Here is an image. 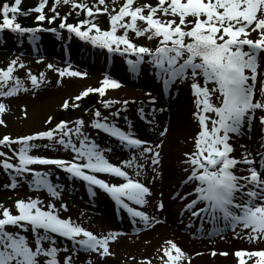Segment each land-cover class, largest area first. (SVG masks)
Returning <instances> with one entry per match:
<instances>
[{"label": "snow or ice", "instance_id": "6c2138e0", "mask_svg": "<svg viewBox=\"0 0 264 264\" xmlns=\"http://www.w3.org/2000/svg\"><path fill=\"white\" fill-rule=\"evenodd\" d=\"M21 2L22 0H14L13 4L4 3L0 7V31L10 30L20 36L30 33L31 39H38L36 33L43 29L26 28L15 22ZM46 2L47 0H40L38 6L31 11L38 14L36 21L47 19L51 24L56 15L45 16L43 9ZM60 2L61 0H54L51 9L54 13ZM62 2L70 5L73 10H83L86 17L92 19L73 25L65 23V17L59 27L95 47L106 49L108 53L135 56L134 60H127L130 71H136L146 61L163 78L164 85L191 79L190 88L196 106L193 115L198 119L200 130L193 137L195 151L184 154L186 159L183 162L189 165L185 169L189 175L184 183L198 181V184L194 188L195 198L186 205V209L192 210V216L202 220L206 216L214 225L223 222L225 228L230 227L234 232L238 227L250 230L246 233L250 240H264V154L258 151L256 157L259 159L256 160L251 152L245 150L242 158L237 160L230 155L234 149L229 143L230 134L239 135L242 128L251 126L256 110L264 113V80L259 81L261 99L255 98L259 58L264 54V0H157L155 5H137L136 0H124L118 11L114 7L110 11L106 0H98L93 6L77 0ZM115 2L113 0V4ZM9 13L12 15L9 16ZM99 14L109 15V30H101L93 22ZM138 21L143 22L146 27H139ZM118 29H123V34L117 35ZM129 31L136 37L155 39V48L134 44L129 39ZM253 32L257 33L258 38H250ZM18 64L23 67L18 59H13L6 70H0V96H11L21 88V81L16 79L14 87L6 92L2 90L12 79L14 68ZM66 74L84 75L67 68L59 72L61 77ZM198 78H202V85ZM30 79L32 85L38 87L37 77L30 76ZM117 87L118 82L106 76L100 88L86 89L75 99L80 100L82 96L94 91L103 96L107 88ZM214 96L218 104L213 103ZM110 104L111 102H105L104 106L107 108ZM62 107L67 109L69 102L65 101ZM3 111L4 105L0 104V113ZM208 113L214 114V117L206 115ZM94 115L96 119L92 121L91 128L103 131L128 149L137 150L138 155L133 153L130 159L121 161L124 168L134 169L135 176L139 177L144 174L149 162L152 166L159 164V153L154 152L147 141L134 138L130 131H122L115 121H109L106 116L101 117L99 110ZM111 115L118 118L120 112L117 110ZM50 122L51 117L46 123ZM259 122L264 128V114L260 115ZM2 123L0 120V124ZM68 124V121H61L48 131L15 140L7 135L0 139V146L8 148L18 160L16 164L10 163L9 160L13 157L0 151V157L3 158L0 166L5 171L11 170V184L5 187L14 189L18 183L16 177L31 174L36 191L43 188L52 198H58L59 193L48 180L49 173L35 171L30 167L54 165L71 177L81 179L90 186H97L130 215L139 217L147 224L149 217L143 211L130 207L125 200L142 206L145 197L150 195L149 188L130 177L121 166L108 162L100 146L82 131L83 120H77L74 128L68 127ZM165 132L166 129L160 135L163 136ZM73 136L78 141V146ZM38 139L51 142L43 145L46 149H55L59 145L62 149L70 150L71 159L30 155V149L39 147L30 142ZM14 143L21 145L18 152L11 147ZM155 147L159 148L160 145L156 144ZM261 149H264V143L261 144ZM257 163L259 168L254 167ZM238 164L247 166V175L235 174L233 170ZM152 171L155 173L156 169L153 168ZM95 173L122 178L124 182L110 184L99 179ZM200 203L204 206L198 208ZM14 206L17 214L6 207L0 210V264H39L40 256L49 258L45 264H58L56 254L59 250L54 246L56 241L51 234L73 241L72 254L64 257L63 264H73L76 245L85 251L96 252L103 258L109 254V240L116 237V233L111 232L97 237L73 224L70 218H61L55 204L51 202L46 205V210L39 199L32 198L27 202L17 200ZM162 206L158 205V210ZM60 208L67 210V205L61 203ZM9 227L13 230L10 231ZM27 232L32 234L31 242L22 234ZM44 242L51 246L45 248ZM167 244L170 246L163 249V264H178L185 254L175 243L169 241ZM219 254L228 255L226 252ZM211 255L215 256L217 253L213 251ZM234 255L239 258V264H246L243 259L245 256L249 259L258 258L254 264H264V250H239ZM164 257L167 259L164 260Z\"/></svg>", "mask_w": 264, "mask_h": 264}, {"label": "rangeland", "instance_id": "374dc122", "mask_svg": "<svg viewBox=\"0 0 264 264\" xmlns=\"http://www.w3.org/2000/svg\"><path fill=\"white\" fill-rule=\"evenodd\" d=\"M77 2H82L87 4L88 6H93L94 4L98 3V0H77ZM123 0H116L115 4H113V0H106L107 7L111 11L113 7L118 10L120 5L123 3ZM40 2H33L30 4L29 11L25 13H20L19 18L24 19L28 16H33L37 14L34 11H31V9H34L36 6H38ZM152 4L155 5L157 3V0H136L137 5H143V4ZM103 7V6H101ZM44 14H48L47 17H50L51 14H61L62 18H74L77 17L76 14H80L84 12L83 10H73L70 5H65L62 0L61 2L56 6V12L50 11L47 13L46 10L43 9ZM87 19H92L88 18ZM128 19V18H125ZM94 23L101 29L106 30L107 27H110L109 24V15L108 14H99L96 15L94 20ZM139 27H146V25L143 24V22L138 21ZM52 28L48 27L46 30H42L36 33V36L38 39H31L30 36H25L24 43L20 47L15 46V34L13 32H10L8 30L0 31V70H6L10 61L13 59H18L19 63L23 64V67H20L19 64L15 66L14 72L12 74V79L7 82L6 85L3 87V91H8L9 88L15 86V80L19 79L21 81V88L13 95L11 96H0V104L4 105V111L0 113V120L3 121L2 124H0V139H2L4 136H9L13 140L19 137H25L29 135H34L39 132L48 131L51 129H54L57 125L58 119L62 114L60 112L62 109H64L62 106L65 101L69 102V107H74L73 105H78L79 100H76L75 97L81 96V94L89 88H94L98 86V81L100 83V76H99V70L106 71V75L104 77H108L111 80H115L118 82L119 87L117 88H107L105 90L106 93V99L110 100L115 104V108L111 109L107 113L101 115V117H109V121L116 120V117H113L111 113L116 112L119 110V112H123L126 108V105L124 104V101L121 100L119 97V91L123 88H129L130 86L126 84V81L128 78V72L122 68V64H127V60L135 59V56L127 55V57L120 58L122 60V63L120 61H114V69L108 70L105 66L106 63H104V59L110 57L113 53H108L106 49L102 48H94L91 43L82 41L78 37L73 34L74 39H71L70 34H67L66 32L58 31L54 32L51 30ZM123 34V29H119L117 31V35ZM60 35V37H59ZM129 39L136 45H143L147 46L149 48H155L157 41L155 39L148 40L146 36L136 37L134 33L129 31ZM77 38V40L75 39ZM253 39L258 38L257 33L253 32L251 33V37ZM69 39V41H67ZM36 41H39V43ZM49 43V46L47 48H43V43L47 42ZM65 45V46H63ZM62 51H69L70 55L64 56ZM91 51L94 54L96 61H101L102 64H98L95 61H88L87 59L84 60L82 57L86 54V52ZM82 53V54H80ZM82 55V56H81ZM86 57V56H85ZM51 65L52 67L49 68L48 66ZM100 65V66H98ZM145 67V68H144ZM69 69L70 71L79 72L84 75L81 76H68L67 74L63 77L59 75L60 71H63L64 69ZM141 72L138 73V76L142 77V79H148L149 75L146 71H152V74L156 72L154 67L144 62V65H141L139 69H141ZM135 74V73H134ZM157 74V72H156ZM103 75V74H102ZM129 75L131 76V72H129ZM137 75V74H136ZM30 76H36L38 80V87H34L31 83ZM94 78L95 80L92 83L87 82V79ZM144 79V80H145ZM264 80V54H261L259 58L258 63V78H257V91L255 93L256 99H261L260 93L258 91L259 89V81ZM191 79L187 81H179L175 84L173 88V92L175 91H182L185 92L184 95L186 97H192L194 96L191 93ZM198 82L203 84L202 78H198ZM100 87L102 84L100 83ZM153 89H152V88ZM209 87H212V85H209ZM160 91L159 87L157 85H144L140 89L133 91L138 96L139 102H156L159 98ZM154 93V94H153ZM190 95V96H189ZM190 99V98H189ZM159 103V102H158ZM213 103H217L218 101L215 100V96L213 97ZM156 104V103H154ZM76 107V106H75ZM60 114V115H59ZM264 113L261 112V110H256L254 119L251 123V126H245L242 128L241 133L239 135L230 134L231 135V142L232 147L235 146L234 152L235 156L237 155V152L241 151L242 153L245 152V146L254 145V147L257 145L258 149H261V144L264 143V138L260 137L259 135H255L256 139L253 140L252 144H250V141H246L243 134L247 132V130L256 131L258 133H261L260 135H263V132H261V126L259 122V117ZM206 115L213 116L214 114L208 113ZM49 117H51V122L46 123L48 121ZM95 115H90L85 112H83L81 109H78L73 112L71 116L66 117L64 121H68V127L74 128L75 122L77 120H83L84 126L82 128V131L88 135L90 138H93V128H91V123L93 120H95ZM123 126V125H122ZM209 126L211 127V124L209 122ZM151 129V128H150ZM152 134L154 137H151L150 134L147 131H142L139 135L145 134L144 137H140L139 139L142 140H152L156 143V137L159 134L156 129L153 131ZM133 133V132H132ZM135 135L134 137L138 138L139 135ZM242 136V137H241ZM58 138V137H57ZM74 142L77 143L75 136L72 137ZM257 141H261V143H257ZM31 144L39 145V147L32 148L29 151L30 155H37L41 157H47V158H65V159H71L72 153L70 150L62 149L59 145H56L55 149H46L43 147L44 144L51 143L47 139L43 140H36L30 142ZM244 143V144H243ZM243 146V147H241ZM13 149H16L17 152L21 145L19 143H14L11 146ZM104 150V148H101ZM0 151L6 152L9 157H13V153L3 146H0ZM54 151V152H53ZM133 153L135 152L138 155L137 150L130 149ZM195 151V149L193 150ZM258 152V151H257ZM256 152V153H257ZM263 154V151H261ZM231 155V154H230ZM235 157L234 155H232ZM253 158L258 160L259 158L256 157V154L252 153ZM3 158L0 157V160ZM240 160V159H239ZM10 163L16 164L18 163V160L13 157L11 160H9ZM159 165V164H158ZM31 166H37V165H31ZM30 166V167H31ZM53 166V165H52ZM254 167L259 168V164H255ZM183 168V167H182ZM246 165L238 164L236 168L233 170L235 174L237 175H247L246 173ZM2 166H0V173H2ZM4 171V170H3ZM181 172L182 170L179 169ZM187 174L182 175L180 179V183L186 179ZM1 174H0V180H1ZM18 183L16 187L8 188L5 187V185H8V183H4L3 185L0 184V210L3 208H8L13 214H17L15 209V202L17 200H24L27 202L29 198L32 199H39L44 206V209H46V205L51 202L55 205H58L52 198L46 189L41 188V190L36 191L32 181L33 177L31 174H25L23 177H16ZM61 188L55 189L57 192L60 191ZM102 195H106L103 191L97 190ZM61 197H65L62 193L58 192ZM173 196V195H172ZM102 197V196H101ZM158 205H156L157 207ZM155 207V211H157ZM112 207H109V210ZM152 223L156 224V216H153ZM178 225L179 224L178 222ZM185 229V227H183ZM250 230L242 231L240 234H234L230 237H227V239H224L225 241H218V244L225 246V247H207V250L205 251V254L207 257L213 259L217 255L213 256L211 253L215 251L217 253V250L221 249H230L235 253L239 250H244L247 252V250L255 247L256 241L250 240L248 233ZM181 235L186 236L185 234ZM27 236V235H25ZM29 241L31 242L33 237L32 235L27 236ZM58 240H60V236L57 235L56 237ZM193 241V240H190ZM71 244H73V241L68 240ZM252 251H258V247H255ZM82 251L77 252L78 255L77 258L80 257V261L78 259H74L73 264H81V263H89L94 264L96 260H103L100 256H97L98 254L94 255H88L90 257L82 258L81 256H84L81 254ZM202 253V252H201ZM108 257V256H106ZM163 257V255H162ZM156 255L153 257V259H145V256L143 258L139 259V264H163V260L159 261L156 260ZM255 258V259H254ZM253 258V261H255L256 257ZM89 260H92L90 263ZM184 262V260L182 261Z\"/></svg>", "mask_w": 264, "mask_h": 264}, {"label": "bare ground", "instance_id": "6f19581e", "mask_svg": "<svg viewBox=\"0 0 264 264\" xmlns=\"http://www.w3.org/2000/svg\"><path fill=\"white\" fill-rule=\"evenodd\" d=\"M48 46V41L43 43V48H47ZM87 82L91 83L92 81L89 79ZM126 84L130 87L123 88L119 91L120 99L124 102L127 101L126 104L124 103L126 108L123 112H120L116 120L111 121H115L116 125L122 131H130L132 135L133 133L139 135L142 131H147L150 134L152 133L151 129L153 131L156 129L159 137L155 141L160 147L153 148L154 145H148L153 148L154 152L159 153V165L152 166L149 162L144 174L136 177L134 169L124 168L121 165V161L124 160L123 157L119 160L117 159L121 155L124 156L129 150H125L123 146L115 143L114 139H107L104 136L98 135L95 129L93 131L96 136L91 139L100 148L105 147L102 154L109 163L115 166H121L122 170L126 171L130 177L136 178L149 188L150 195L145 197V203L142 206H136L127 200H125V203H128L135 210L143 211L145 214L148 213L150 218L156 216V221L158 222L156 225L147 226L143 221H134L125 215L123 209L121 210L123 207L117 205L109 194L107 196L102 195L95 189V186H90L78 178L71 177L70 174L55 166H31L35 171L49 173V182L55 189L61 188L58 192L65 195V197H61L59 194L58 198L54 200L58 203V205H55L58 215L64 219L70 218L73 224L81 226L97 237L108 235L110 232L116 233L115 239L109 240V254L105 255L101 261L96 260L94 264H139L138 261L143 256H145L146 260H150L155 255L157 257L156 260L160 261L163 255V249L170 246L167 244L169 241L180 247L185 254L184 258L178 264H239V258L230 249L217 250L218 254L213 259L204 255L207 247H215L218 245L219 247H225L218 244V240L208 241L205 239V236L211 232L216 234L219 229L210 228V231L201 225L196 234L197 229L194 227L193 234L201 235V238L196 242H192L181 235L184 230L189 233L192 231L191 229L183 228L187 224H192L190 211L185 210L182 215L179 214V210L185 208L187 203V198L181 199V197L185 196V192L179 186V179L182 173L184 174L186 171L179 172V169L183 171V168L186 169L189 167V165L183 162L186 159L184 154L186 152H192L195 149L193 137L200 130L198 119L193 115L196 111V106L191 101L192 98L189 99L184 93V97H180V92H177L171 98H159V103L156 104L147 101L140 103L138 99L139 95L133 91L140 89L144 85H150V83L147 84L144 80L131 78L126 81ZM165 129V134L161 136L160 132L165 131ZM260 134L257 130H247L243 136L246 141L251 140L250 144H252L253 140L256 139L255 135L264 138ZM144 136L145 134L139 135V137ZM150 136L154 137L152 134ZM231 141L229 143L232 145L233 143ZM257 143H261V141H257ZM244 148L253 154H256L257 151H264V149H258L257 145L255 147L254 145H247ZM233 149H235V146ZM241 152L242 150L237 152L238 156H235V152L233 151L231 155H234V158L239 160L241 159L239 157V155L241 156ZM115 154L117 155L116 158ZM153 168L156 169L155 173L152 171ZM95 175L110 184L124 182L122 178H117L109 174L95 173ZM189 183L191 188L197 185L195 181H190ZM190 191L193 193V190ZM173 194H176V197H173ZM192 196V199H194L195 194L193 193ZM61 203L67 205V210L60 208ZM160 204L163 206L158 210V206L156 207V205ZM113 205L114 207L109 210V207ZM155 207L157 211L154 210ZM180 220L182 224L178 225V221ZM9 230L11 231L13 229L9 227ZM22 234L27 236L32 235L31 232ZM51 235L56 241L54 246L59 250L56 254L58 264H63L64 257L72 254L74 244H71L68 242V239L63 237L58 240L56 234ZM43 246L47 248L51 245L48 242H44ZM75 247L77 250L73 256V263L74 259L81 260L80 257H76L78 255L77 252L79 250L81 251V249L77 245ZM255 247H264V241H256ZM255 247L247 250V252L254 250ZM221 252H226L228 255L222 256L219 254ZM173 255L175 254L173 253ZM81 257L88 258L90 256L84 255ZM38 259L39 264H45V261L49 258L40 256ZM166 259L164 257V260ZM243 259L246 261V264H254L255 262L253 258L249 259L247 256L243 257ZM183 260L184 262H182ZM89 261L90 263L92 262V260Z\"/></svg>", "mask_w": 264, "mask_h": 264}, {"label": "trees", "instance_id": "16d2710c", "mask_svg": "<svg viewBox=\"0 0 264 264\" xmlns=\"http://www.w3.org/2000/svg\"><path fill=\"white\" fill-rule=\"evenodd\" d=\"M12 0H9L8 4H10ZM54 1L53 0H48L47 4L48 6L51 5ZM23 5L26 3V0H22ZM4 4L3 0H0V7ZM30 4L28 2L25 4V6L28 8ZM0 22H2V19H0ZM16 23L21 24L23 27H27V25H31L32 23V18L26 19V20H16ZM60 20L56 19L54 24H59ZM42 25H46V23H41ZM81 108L84 109L86 112H95L97 110H102L104 108V105H102L100 98L97 95H89L86 96L82 101H81Z\"/></svg>", "mask_w": 264, "mask_h": 264}]
</instances>
